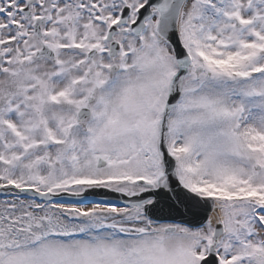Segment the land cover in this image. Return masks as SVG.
I'll return each mask as SVG.
<instances>
[{
	"label": "snow or ice",
	"instance_id": "obj_1",
	"mask_svg": "<svg viewBox=\"0 0 264 264\" xmlns=\"http://www.w3.org/2000/svg\"><path fill=\"white\" fill-rule=\"evenodd\" d=\"M0 264H264V0H0Z\"/></svg>",
	"mask_w": 264,
	"mask_h": 264
}]
</instances>
